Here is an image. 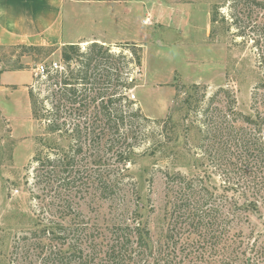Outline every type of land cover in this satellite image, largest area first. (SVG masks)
<instances>
[{
  "label": "trees",
  "instance_id": "1",
  "mask_svg": "<svg viewBox=\"0 0 264 264\" xmlns=\"http://www.w3.org/2000/svg\"><path fill=\"white\" fill-rule=\"evenodd\" d=\"M253 3L257 4L255 0L239 4L250 7ZM261 6L264 8V3ZM248 14L249 9L245 18ZM210 21L218 22L214 12ZM220 21L228 29H239L237 36L251 38L262 79L252 90L253 115L237 110L235 96L223 86L213 92L210 102L226 92L227 106L224 111H215L216 119L204 136L209 141L204 153L209 164L225 176L232 213L253 212L256 200L246 197L264 194V101L257 98L259 90L264 89V12L254 22L238 17L231 23L224 17ZM137 47V53L132 50L135 65L140 64L141 46ZM122 58L125 54H112L109 46L97 41L87 43L83 50L79 43H68L61 48L64 69H48L42 80L37 76L36 81L39 78L44 86L42 91L29 86L31 117L39 131L33 137V154L22 180L29 195L33 229L13 241L8 263L14 264L19 254L21 258L15 264H264V243L258 245L257 252L255 245L244 246L239 235L231 233L220 244L218 224L213 232L204 227L201 239L191 242L180 244L179 230L171 233L172 238L165 234L153 238L143 214L145 204L140 203L137 182L127 166L144 155L132 141L136 138L134 127L149 119L138 107L133 108L125 92L134 86V79L127 82L122 78V66L116 64L109 69L114 64L111 59ZM112 75L113 91L107 94ZM120 87L122 91L118 92ZM196 88L193 84L192 89ZM199 101L192 96L182 100L184 117ZM189 127L203 132L200 124L191 122L185 131ZM113 157L116 162H111ZM124 177L129 181L123 182ZM188 187L192 190L193 184ZM85 200L92 203L90 216L81 209ZM198 205V201L188 198L183 204L191 206L193 212ZM192 209L187 217L194 221ZM208 211L207 216L217 213ZM191 223L197 227L199 220ZM208 224L212 226L214 222Z\"/></svg>",
  "mask_w": 264,
  "mask_h": 264
},
{
  "label": "rangeland",
  "instance_id": "2",
  "mask_svg": "<svg viewBox=\"0 0 264 264\" xmlns=\"http://www.w3.org/2000/svg\"><path fill=\"white\" fill-rule=\"evenodd\" d=\"M84 1L89 6L85 11L83 9L87 17L74 26V35L125 39L103 42L109 46L112 54H125V58L119 61L111 59L114 64L109 69L112 70L117 64L122 66L123 79L127 82L134 79V86L125 92L133 101V108L138 107L149 119L134 127L136 138L132 141L136 150L144 151V155L136 157L134 163L127 166L137 182L140 203L145 204L143 214L153 238L160 234L172 238L171 233L179 230L180 244L191 242L201 239L204 227L213 232L218 224L220 244L228 234L236 233L244 246L253 244L254 250L258 252V245L264 243V194L255 193L254 196L246 197L256 200V211L240 210L232 213L229 209L231 191L226 189L227 182L222 171L209 164L204 153L209 141L204 136L208 134L217 115L215 111H224L227 106L226 92L218 94L210 102V96L219 86L235 96L236 108L243 115L254 114L250 109L251 94L253 87L262 79L256 51L251 38L247 35L237 36L235 32L239 29L234 26L228 29V25L221 23L220 18L224 17L228 23L236 17L257 21L264 12L261 6L264 0H255L257 4L253 3L250 7L239 4L243 0H143L144 10L133 3L134 0H116L119 5H111L113 0ZM233 2L238 4L234 5ZM124 7H129L127 12ZM248 9L249 14L245 18ZM120 10L125 12L124 18L116 21L113 15ZM212 12L217 17L216 23L210 21ZM134 38L139 39L130 40ZM133 42L141 46L138 52L139 65H135L132 60V50L138 51L137 46L133 47ZM87 43H80L81 50ZM21 45L36 46H0V70L28 68L33 74L31 85L34 91H42L44 86L41 80L45 74L35 75L34 69L39 63L49 66L55 62L58 64L57 69L63 70L62 46H37L41 48L37 51ZM128 59L130 63H127ZM19 76L27 80L30 74L26 70L19 72ZM37 76L41 80L37 78L36 81ZM114 83L112 75L108 80L107 94L112 93ZM193 84L197 85L195 90L192 89ZM121 91L120 87L118 92ZM15 93L17 96L13 101L2 99L6 109L3 117H0V124H3L0 125V264H9L13 241L33 229L29 195L22 178L33 154V137L39 129L30 115L25 93L21 89ZM188 96L197 97L200 101L184 117L186 108L182 100ZM263 96L264 89L259 90L258 100L263 102ZM262 105L260 102L258 107ZM5 118L15 125L17 139L10 138L11 127L4 123ZM191 122L200 124L203 132L193 127L185 131L184 127ZM5 134L7 139L4 138ZM44 135L50 138V135ZM116 160L113 157L111 162ZM126 181L129 180L124 177L123 182ZM191 184L192 190L188 187ZM187 198L198 201L195 213L191 206H183ZM88 201L81 203L86 216L93 214L90 211L92 203ZM105 206L101 208L102 213ZM190 209V213L195 214L194 221L187 217ZM210 209L217 213L207 216ZM197 220L199 223L196 227L194 222ZM211 221L214 222L212 226L208 224ZM16 258L14 264L21 257L18 254Z\"/></svg>",
  "mask_w": 264,
  "mask_h": 264
},
{
  "label": "crops",
  "instance_id": "3",
  "mask_svg": "<svg viewBox=\"0 0 264 264\" xmlns=\"http://www.w3.org/2000/svg\"><path fill=\"white\" fill-rule=\"evenodd\" d=\"M133 3L139 7L142 6L143 10L145 9L143 0H134ZM110 4L118 3L113 0ZM87 7L89 6L86 5L84 0H0V46L27 44L60 47L68 43L80 44L91 41L110 43L125 40H116L114 37L106 39L105 36L80 37L74 35L76 30L74 26L79 25L87 17V14L83 13V9L85 11ZM123 9L127 12L129 7ZM124 11H116L113 18L116 21L122 19L125 14ZM67 23L71 24L67 25ZM136 39L139 38L130 40L135 41ZM26 70L29 72L30 77L27 80L21 79L19 72ZM32 77L33 74L28 68L2 69L0 71V117H3V112L6 109L5 105H2V99L15 100L17 96L15 92L18 89H21L28 98L31 115L28 88L32 83ZM6 119H3V121L11 127L10 138L17 139L15 125ZM4 138L7 139V134L4 135Z\"/></svg>",
  "mask_w": 264,
  "mask_h": 264
},
{
  "label": "built area",
  "instance_id": "4",
  "mask_svg": "<svg viewBox=\"0 0 264 264\" xmlns=\"http://www.w3.org/2000/svg\"><path fill=\"white\" fill-rule=\"evenodd\" d=\"M58 68V64L53 62L52 64H50L49 66H46L43 63H39L37 64V66L34 69V74L35 75H41V74H46L48 69L49 70H53V69H57ZM131 97L133 98V95H131Z\"/></svg>",
  "mask_w": 264,
  "mask_h": 264
}]
</instances>
